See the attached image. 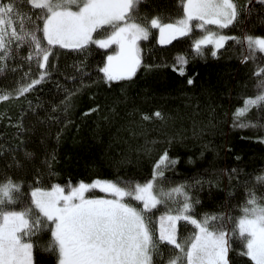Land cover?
I'll use <instances>...</instances> for the list:
<instances>
[{"label": "snow or ice", "instance_id": "1", "mask_svg": "<svg viewBox=\"0 0 264 264\" xmlns=\"http://www.w3.org/2000/svg\"><path fill=\"white\" fill-rule=\"evenodd\" d=\"M259 3L264 5V0ZM248 4L253 0L244 4L240 0H178L180 12L173 18L166 7L158 2L149 5L147 0H0V72L12 67L9 59L19 55L22 46L26 48L23 59H34L40 69H45L38 76L25 73L26 78L15 88L0 90V101L22 97L42 80L51 78L48 69L55 67V58L62 49L83 54L84 59L75 61V65L84 72L93 45L108 49L106 57L96 64L102 73L99 78L108 85L123 82L141 66V38L147 39L150 30L156 28L159 43L166 44L190 32L194 18V26L204 29L192 45L198 53L202 45L212 43L215 56L216 49L232 39L246 50L243 60L254 59L257 52L264 54V34L243 32L230 37L206 27L224 29L252 16L257 9ZM110 45L116 47L111 49ZM185 63L187 57L178 54L172 67L183 73ZM254 74L259 76L256 92L244 96L242 105L235 108L234 126L254 125L256 122L245 114L253 107L264 110V63L255 68ZM187 82L191 84L192 77ZM84 84L82 76L80 85L74 91L65 89L63 100L53 103L51 109L67 112L71 98ZM121 102L117 98L109 113L115 112V105ZM27 103L36 115L35 122L24 128L23 120L16 121L21 142L0 145V155L8 156L0 170V264H53L38 261V250L53 253L55 264H237V258H250L246 264H264V170L244 178L235 168L226 170L229 180L235 176L243 188V199L236 205L239 215L198 212L199 198L193 197L191 189L202 187L204 177L170 182L164 173L174 168L180 157L169 155L167 149L153 161L151 178L142 181L135 177L96 178L91 182L81 179L75 184L52 182L43 186L42 177L50 179L56 174L53 165L59 155L57 147L48 145L46 132H39L36 145L29 146L23 133L35 132L40 124L51 125L58 117L50 115V110L41 116L30 100ZM100 110L101 105L95 103L85 109L84 115ZM129 116L127 125L132 135L137 134L138 122L167 119L159 107L154 111L134 107ZM64 123H69L66 117ZM62 132L61 127L55 133L57 145ZM258 139L264 140V136ZM136 151L150 152L149 142ZM38 152L43 153L42 159H38ZM129 159L130 152H123L115 163H127ZM29 167L33 169L32 177L26 179ZM13 168L21 176L10 175ZM25 184L30 188V203L17 205ZM90 188H103L112 195H85ZM133 197L139 206L127 199ZM168 202L175 207L158 218L151 213L157 204ZM181 220L186 222L185 228L192 226L191 232L178 231Z\"/></svg>", "mask_w": 264, "mask_h": 264}, {"label": "trees", "instance_id": "2", "mask_svg": "<svg viewBox=\"0 0 264 264\" xmlns=\"http://www.w3.org/2000/svg\"><path fill=\"white\" fill-rule=\"evenodd\" d=\"M154 2L166 7L173 18L180 12L176 7L178 0H147L149 5ZM240 3H247V0H240ZM253 4L257 11L252 16L239 23L234 21L224 29L215 25V30L230 37L243 32L264 34V5L259 0H253ZM201 31L193 26L190 32L174 42L160 44L158 29L153 28L147 39L139 41L142 63L136 74L112 85L99 78L102 73L96 68V64L106 57L108 49L98 45L91 47L85 61L87 72L75 65V61L84 59L83 54L62 49L55 58V67L48 69L51 78L42 80L22 97L0 101V145L21 142L16 121L23 120L24 128H30L35 122L36 115L27 103L30 100L41 116L50 110V115L58 117L51 125L40 124L35 132L23 133L29 146L36 145L39 132H46L48 145L57 147L59 155L53 165L56 174L50 179L42 177L43 186L52 182L75 184L81 179L91 182L96 178L135 177L142 181L151 178L153 161L167 149L169 155L180 157L175 167L164 173L170 182L204 177L202 187L191 189L193 197L199 198L198 212L225 211L239 215L236 205L243 199V188L235 176L229 180L226 170L237 169L241 178L264 170V140L258 139L264 136V110L249 109L245 115L256 123L246 127L233 125V112L242 105L244 96L255 94L259 76L254 70L264 63V54L257 52L254 59L245 61L242 55L247 54L246 50L232 39L216 49L215 56L212 55L215 48L212 43L202 45V52L198 53L192 45ZM109 47L114 49L116 46ZM22 49L14 59H9L12 67L0 72V90L15 88L26 78L25 73L38 76L45 70L40 69L34 59L31 62L23 59L26 48L22 46ZM178 54L187 57L183 73L172 67ZM69 76L75 79L70 80ZM82 76L85 84L71 98L68 111L51 109L53 103L59 104L63 100L67 94L65 89L74 91L80 85ZM188 77H192L191 84L187 82ZM117 98L122 102L115 105V112L109 113ZM95 103L101 105V110L84 115L85 109ZM134 107L145 111L159 107L167 119L138 122L135 125L137 134L132 135L127 120ZM105 115L109 116L108 120L103 119ZM65 117L69 121L67 124L64 123ZM61 127L62 138L57 145L55 133ZM146 141L151 151L137 152L136 149L145 146ZM123 152H130V159L117 165L115 161ZM37 155L38 159L43 158V153ZM7 161V154L0 155V170ZM32 172L29 167L25 178L31 179ZM9 174L14 178L21 176L15 168ZM209 180L213 183L209 184ZM28 203L30 188L25 184L17 205ZM174 207L171 202L160 203L151 213L158 218L162 212ZM185 224L183 220L178 221V231L187 234L192 231V226L188 224L185 228ZM36 259L55 264V255L47 251L38 250ZM248 259L237 258V264H246Z\"/></svg>", "mask_w": 264, "mask_h": 264}, {"label": "rangeland", "instance_id": "3", "mask_svg": "<svg viewBox=\"0 0 264 264\" xmlns=\"http://www.w3.org/2000/svg\"><path fill=\"white\" fill-rule=\"evenodd\" d=\"M255 1H258V0H255ZM194 23H195V18H194ZM194 23H193V26H194ZM214 26L215 25H210V27H209V25H206V27H208L210 30H215V27ZM195 29L202 30L201 32L198 33V37L201 36L202 34H204V29H200V28H196V27H195ZM151 30H150V32H151ZM89 194H91V195H97V196H111L112 195L111 193H105L104 191H103V193L102 192H98L97 189H94V188L88 189L87 192L85 193V195H89ZM127 199H130V201L133 202V203H135V204H137V206L140 205V202L135 201L134 197L133 198H127Z\"/></svg>", "mask_w": 264, "mask_h": 264}, {"label": "flooded vegetation", "instance_id": "4", "mask_svg": "<svg viewBox=\"0 0 264 264\" xmlns=\"http://www.w3.org/2000/svg\"><path fill=\"white\" fill-rule=\"evenodd\" d=\"M158 34H159V30H158ZM180 36H182V35H178V36H175V37H173V38H171L170 40H169V42L171 43V42H174L175 40H177ZM168 42V43H169ZM95 189V188H94Z\"/></svg>", "mask_w": 264, "mask_h": 264}, {"label": "water", "instance_id": "5", "mask_svg": "<svg viewBox=\"0 0 264 264\" xmlns=\"http://www.w3.org/2000/svg\"><path fill=\"white\" fill-rule=\"evenodd\" d=\"M99 189L103 190V188H99ZM103 191H104V190H103Z\"/></svg>", "mask_w": 264, "mask_h": 264}]
</instances>
